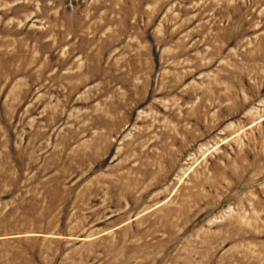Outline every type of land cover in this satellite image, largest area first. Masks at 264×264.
Instances as JSON below:
<instances>
[{
	"label": "rangeland",
	"instance_id": "obj_1",
	"mask_svg": "<svg viewBox=\"0 0 264 264\" xmlns=\"http://www.w3.org/2000/svg\"><path fill=\"white\" fill-rule=\"evenodd\" d=\"M0 264H264V0H0Z\"/></svg>",
	"mask_w": 264,
	"mask_h": 264
}]
</instances>
